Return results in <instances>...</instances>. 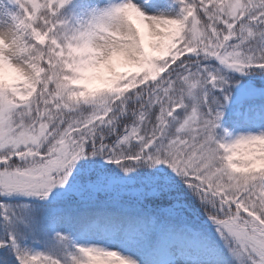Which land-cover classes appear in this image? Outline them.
I'll list each match as a JSON object with an SVG mask.
<instances>
[{
    "label": "snow or ice",
    "instance_id": "obj_1",
    "mask_svg": "<svg viewBox=\"0 0 264 264\" xmlns=\"http://www.w3.org/2000/svg\"><path fill=\"white\" fill-rule=\"evenodd\" d=\"M0 264H264V0H0Z\"/></svg>",
    "mask_w": 264,
    "mask_h": 264
}]
</instances>
